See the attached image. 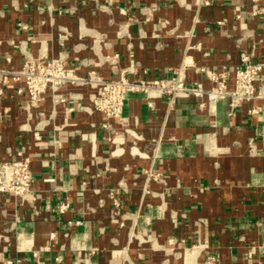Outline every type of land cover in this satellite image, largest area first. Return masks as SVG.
Here are the masks:
<instances>
[{"label":"crops","instance_id":"0c3cea01","mask_svg":"<svg viewBox=\"0 0 264 264\" xmlns=\"http://www.w3.org/2000/svg\"><path fill=\"white\" fill-rule=\"evenodd\" d=\"M262 5L0 0V70L62 54L79 76L174 84L188 63L185 85L215 88L206 70L233 90L242 54L264 63ZM22 87L0 85V159L29 160L39 198L0 196V264H264V101L152 88L108 120L89 83L35 107Z\"/></svg>","mask_w":264,"mask_h":264},{"label":"built area","instance_id":"2783aa9c","mask_svg":"<svg viewBox=\"0 0 264 264\" xmlns=\"http://www.w3.org/2000/svg\"><path fill=\"white\" fill-rule=\"evenodd\" d=\"M262 7L257 8L254 14H264V0H253ZM210 5L209 1L204 2ZM64 41L61 39V44ZM188 63L178 73V80L174 84L166 82L146 83L135 82L121 76L117 79H103L94 72L86 77L79 76L76 69L69 67L66 57L62 54L57 58L28 59L19 70H0V85H7L9 79L22 83V89L28 94V106L35 107L42 97L51 91L56 103L66 101L60 95V90L66 85H77L89 83L96 93L93 96L95 110L102 113L106 119H116L122 116L125 97L128 93L143 91L148 92L152 88H159L170 94H179L183 97H206L211 103L220 99H227L231 109H235L244 102L264 101V63H252L251 54L245 53L235 72L234 89H228L226 76L205 71L206 75L213 80L217 86L212 89H205L203 85L187 86L183 82L184 70ZM259 83V85L257 84ZM264 107L252 109L251 113H258ZM73 108H67L66 113L70 114ZM109 127V124H104ZM35 139L40 141V133H35ZM150 181L161 182V175L155 170L146 172ZM34 179L30 169V162L27 159L18 157L16 160L0 159V196L13 195L29 201H37L39 195L34 192ZM68 205H62L61 210L65 211Z\"/></svg>","mask_w":264,"mask_h":264}]
</instances>
